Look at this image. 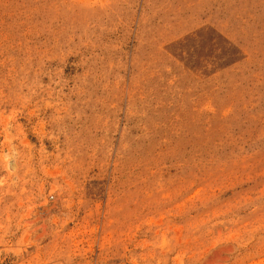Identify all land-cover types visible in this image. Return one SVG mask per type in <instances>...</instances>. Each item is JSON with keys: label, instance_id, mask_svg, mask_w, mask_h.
<instances>
[{"label": "rangeland", "instance_id": "1", "mask_svg": "<svg viewBox=\"0 0 264 264\" xmlns=\"http://www.w3.org/2000/svg\"><path fill=\"white\" fill-rule=\"evenodd\" d=\"M0 264H264V0H0Z\"/></svg>", "mask_w": 264, "mask_h": 264}]
</instances>
